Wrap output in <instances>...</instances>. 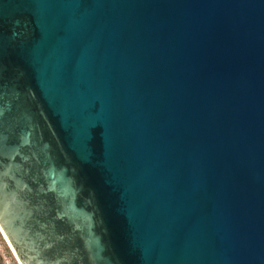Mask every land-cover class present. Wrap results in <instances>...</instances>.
<instances>
[{
  "label": "water",
  "instance_id": "1",
  "mask_svg": "<svg viewBox=\"0 0 264 264\" xmlns=\"http://www.w3.org/2000/svg\"><path fill=\"white\" fill-rule=\"evenodd\" d=\"M0 231L19 264H264V0H0Z\"/></svg>",
  "mask_w": 264,
  "mask_h": 264
},
{
  "label": "rangeland",
  "instance_id": "2",
  "mask_svg": "<svg viewBox=\"0 0 264 264\" xmlns=\"http://www.w3.org/2000/svg\"><path fill=\"white\" fill-rule=\"evenodd\" d=\"M0 264H19L6 237L0 231Z\"/></svg>",
  "mask_w": 264,
  "mask_h": 264
},
{
  "label": "bare ground",
  "instance_id": "3",
  "mask_svg": "<svg viewBox=\"0 0 264 264\" xmlns=\"http://www.w3.org/2000/svg\"><path fill=\"white\" fill-rule=\"evenodd\" d=\"M11 247V246H10ZM12 249V248H11ZM12 251H13V249H12ZM13 253H14V251H13ZM15 255V254H14Z\"/></svg>",
  "mask_w": 264,
  "mask_h": 264
}]
</instances>
